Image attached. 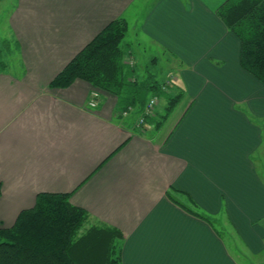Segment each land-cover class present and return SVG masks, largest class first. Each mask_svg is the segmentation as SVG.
<instances>
[{
	"label": "crops",
	"instance_id": "crops-1",
	"mask_svg": "<svg viewBox=\"0 0 264 264\" xmlns=\"http://www.w3.org/2000/svg\"><path fill=\"white\" fill-rule=\"evenodd\" d=\"M227 1L0 0V229L39 195L70 194L88 228L121 232V264L264 255V84L241 67ZM116 20L138 79L186 89L160 127L137 128L144 107L119 116L112 95L90 109L84 81L50 87Z\"/></svg>",
	"mask_w": 264,
	"mask_h": 264
},
{
	"label": "trees",
	"instance_id": "trees-1",
	"mask_svg": "<svg viewBox=\"0 0 264 264\" xmlns=\"http://www.w3.org/2000/svg\"><path fill=\"white\" fill-rule=\"evenodd\" d=\"M218 13L241 42V67L264 84V0H228ZM127 32L124 20L111 22L53 79L50 87L66 89L76 81H84L102 95L117 97L120 111L145 108L153 97L165 99L164 115L159 113V118L147 121L160 127L183 101L186 89L178 80L167 84L171 77L165 83L154 74L138 79L136 62L123 44ZM173 88L179 92L172 93ZM70 197L41 194L34 208L23 211L12 228H1L0 264H121L117 242L121 232L88 228V213L74 206Z\"/></svg>",
	"mask_w": 264,
	"mask_h": 264
},
{
	"label": "built area",
	"instance_id": "built-area-1",
	"mask_svg": "<svg viewBox=\"0 0 264 264\" xmlns=\"http://www.w3.org/2000/svg\"><path fill=\"white\" fill-rule=\"evenodd\" d=\"M128 63V62H127ZM131 65L134 63L132 61L129 62ZM177 78L172 76L171 80L167 82V84L173 83V81H176ZM101 93L98 91H94L91 93V97L88 103V107L92 110L96 109L101 100ZM160 99L157 97H153L149 100V102L145 105V108L142 111V114L138 120L137 128L144 129L145 126H147V121L150 119H154L157 117V108L159 106ZM133 111L132 107H129L126 110L119 111L118 115L122 117H127L131 112Z\"/></svg>",
	"mask_w": 264,
	"mask_h": 264
},
{
	"label": "rangeland",
	"instance_id": "rangeland-1",
	"mask_svg": "<svg viewBox=\"0 0 264 264\" xmlns=\"http://www.w3.org/2000/svg\"><path fill=\"white\" fill-rule=\"evenodd\" d=\"M130 40H131V34L129 36V34H127V36ZM125 37V41L128 40L126 39ZM125 41H123V44H125ZM154 71H159V67L156 66L154 68ZM160 78L164 79L162 76H160ZM179 92V89L177 88H173L172 89V93H178ZM183 102V101H182ZM167 100L163 99L162 100V103H161V107L158 108L159 109V112L164 115L165 113V107L167 106ZM181 104V103H180ZM178 105V107L176 108V110L174 111V113L172 114V116H175L176 114H179L182 110V105ZM239 261L241 262V264H264V255L262 257H259V256H253L251 259H239Z\"/></svg>",
	"mask_w": 264,
	"mask_h": 264
}]
</instances>
